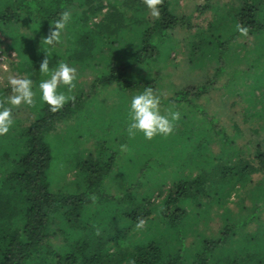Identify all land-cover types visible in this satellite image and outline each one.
I'll list each match as a JSON object with an SVG mask.
<instances>
[{
	"label": "trees",
	"instance_id": "1",
	"mask_svg": "<svg viewBox=\"0 0 264 264\" xmlns=\"http://www.w3.org/2000/svg\"><path fill=\"white\" fill-rule=\"evenodd\" d=\"M107 1L111 11L92 30L81 27L103 0H0V34L6 37L0 47L13 50L9 67L29 76L34 92L31 105L8 104V72L0 65V106L10 108L12 119L0 135V264H264V0H234L212 28L195 27L197 34H218L206 44L192 38L190 16L174 0H161L158 17L144 5L125 10L137 0H122L121 8ZM213 1L194 9L214 10ZM70 8L80 22L65 25L66 42L45 44L50 23ZM178 27L188 35L190 57L204 53V61L188 66L201 72L209 66L210 74L158 94L161 114L178 113L171 133L129 135L130 99L145 87L154 94L163 90L156 71L176 46ZM46 56L50 71L61 62L74 66L75 83L92 74L86 91L78 84L62 90L71 99L56 111L40 99L38 84L50 74L39 70ZM96 58L102 60L98 67ZM185 62L179 66L186 77ZM168 78V86L177 83ZM105 92L120 93L117 102L105 106ZM97 107L99 132L81 142L79 133L69 155L75 178L51 187L47 135L73 116L84 122L87 110ZM141 171L154 183H170L157 217H150L156 207L148 193L139 198L133 192L141 181H126ZM112 180L129 188L109 195ZM131 200L117 219L105 212ZM140 220L148 224L144 230L136 227Z\"/></svg>",
	"mask_w": 264,
	"mask_h": 264
},
{
	"label": "rangeland",
	"instance_id": "2",
	"mask_svg": "<svg viewBox=\"0 0 264 264\" xmlns=\"http://www.w3.org/2000/svg\"><path fill=\"white\" fill-rule=\"evenodd\" d=\"M112 3V1H110ZM120 2H122V0H115L113 1L114 6L116 5V7H120ZM174 2H176L175 6H178L177 9L179 10V12L183 15H189L190 16V22L193 25V32L194 33L192 38H197L198 40L202 41V42H211L215 40L216 35L218 36V34L216 35H212L210 33H199L197 34L195 32V27L200 26V27H204V29L206 30L207 27L208 29H210V27L212 28V22L218 18V20H221L222 17H219L220 14H224L230 7H232L231 4H234V0H214L212 6L214 7V10L216 9V14L214 15V10H208L203 12L202 14L198 13L197 11H195V6L196 5H200L202 4L203 0H174ZM144 2L143 0H137V2H135L132 7H129L128 9L126 8L125 10H132L133 8H137L140 6H143ZM75 8L79 7L78 2H76L73 5ZM145 6V5H144ZM74 9V8H73ZM72 8H70V13H71V19L70 21H68V27H71L73 22L71 20L73 19H77V22H80V16H77L78 13L74 12ZM145 12H146V7H145ZM111 11L109 2L107 0H103L102 2V7L99 8V10L97 12H95V16H91L90 18H86L83 22V27H81L82 29H95L96 26L98 24L101 23V21L103 22L104 20V16ZM218 11V12H217ZM128 13H131V11H128ZM149 13V10H148ZM77 16V17H76ZM126 16V15H124ZM119 20V19H118ZM117 20V21H118ZM119 22L122 23L121 20H119ZM88 27V28H86ZM124 27V25H123ZM80 28V29H81ZM125 28V27H124ZM226 29V27H224ZM103 29V28H102ZM98 30H101V28L99 27ZM105 31H107L106 29H104ZM125 30V29H124ZM70 32V30H68ZM180 31V32H179ZM65 33V30L62 31V34ZM128 33V31L126 32ZM126 33L124 32L123 36H126ZM201 35H203L204 37H206L204 40H202L203 36L201 37ZM63 35H61V40H60V44L61 42L64 40V42H66L65 37H62ZM67 36V35H65ZM73 36V35H72ZM221 36V35H220ZM223 37V36H222ZM0 40H6V37H4L2 34H0ZM69 38V36H68ZM176 46L174 45L171 48V51H168L169 53V58L167 59L168 61L165 63V65L163 64H159L161 66H159V69L156 71L157 76L163 77L162 80H160L159 84L163 85V90L159 91V92H155V94H163L166 95L167 93L165 92L164 89H175L178 85V82H182V84L184 83H188L189 81H192L193 79L196 78V80H199V78L203 77L204 78V74H206L207 70H209V68L211 67H207L206 72H201L199 70L198 67H195L196 64L195 63H200V61H204L203 56L204 53L200 52L199 50H197L194 55H192L190 57V55L188 54V47H187V39H188V35L187 34H183L182 30L178 27L176 29ZM191 38V39H192ZM63 42V44H64ZM183 42V43H182ZM5 43V42H4ZM58 43V44H59ZM201 43V42H200ZM205 43V44H206ZM237 44L235 43V41L232 43V46L235 47ZM59 46V45H58ZM65 46V45H64ZM60 48V46H59ZM61 50V49H60ZM62 54H64L66 56V53L63 51L61 52ZM16 60L15 54L13 52V50L11 48H3L2 45L0 47V65L2 68L5 69V67L9 70L10 69V62ZM95 60H98V58H96ZM186 61L185 62V67L187 68L190 72L189 74H183L182 72V68H180V64H182V61ZM10 61V62H9ZM99 62H97L95 64L96 67H98L102 61L101 59L98 60ZM188 61H190L193 65H195L194 67H189L188 66ZM178 66V68H177ZM183 66V64L181 65ZM189 67V68H188ZM11 68H13V70H9L12 71L14 74H17L19 76H24L23 75V71L20 70V72H17V68L18 67H13V65L11 66ZM172 73V78H168L169 73ZM208 74H210V71L207 72ZM183 74V75H182ZM200 74V75H198ZM190 75V76H188ZM193 75H196V77H191ZM92 78V74L88 73L87 75H85L84 78L79 79V82L75 83V80L73 82V87H77L78 85L83 86L84 87V91H86V87L89 80H91ZM170 79L172 82H177L175 85H172L174 87H172L171 85H167L166 82L167 79ZM206 79V77L204 78ZM4 84H7V80L3 81ZM4 84H2V86L4 87ZM78 84V85H77ZM77 85V86H75ZM67 88V86L65 85H58V91H62V90H68L65 89ZM157 89H159L156 86ZM13 94V93H11ZM120 94V93H117ZM115 93H109V92H105L102 96H100L101 100H104L105 102V106H109L112 103L117 102L118 96ZM139 94V93H136ZM128 95H130V92H128ZM132 95V93H131ZM134 95V94H133ZM207 102L208 105H210L213 100L210 97H207ZM159 106H162V103L160 102ZM104 107V103H100V108ZM99 107L96 108L95 111H91V110H87V113L89 115V119L85 120L84 122H80L78 121V118L74 117L72 119H69L67 121H61L59 124L56 125V129L51 132V135L49 136V134L47 135V142L50 144L51 148H52V153H53V162H52V166L50 167L48 174L50 175V178L52 180L51 182V187L53 185H56L57 187H65L68 185L69 182H71L74 178H75V169L71 168V164L70 162V152L73 151L74 149L77 148V146H74L76 143V137L79 134V141H83L86 137H93L95 136L98 132H99V127L101 126V121H97L99 117H94L95 114L99 113L100 114V110H98ZM170 109V108H169ZM106 110L104 109L103 112H105ZM171 111V110H170ZM172 112V111H171ZM169 113V111L167 112ZM167 113L165 115H167ZM80 119H84V114L78 113L77 114ZM23 116V115H21ZM67 140V142H63ZM93 140V139H91ZM141 150V149H140ZM143 150L139 151V153H142ZM69 156V157H68ZM58 157L60 159V161L58 160ZM58 160V161H57ZM60 162V163H59ZM163 167L159 166V169H162ZM167 170H171V169H167ZM164 170V171H167ZM137 175V174H136ZM138 177V178H137ZM137 177H130L129 179H127L126 181L128 182L129 180H131V184L134 183L137 179H139L141 181V184L137 187V188H133L134 189V194L139 197V196H143L142 194H147L148 196H150V201L152 202L153 206H155L156 208H153V210L151 211L150 217H157L158 214L156 212V210L158 209V207H160L159 201L161 200V198L163 197V195L166 193L167 188L170 186V183H166L164 179H159L157 180L155 183H157L158 181L160 182L158 186L155 185L154 181L150 179L151 177V173L149 172L148 174H145L143 171H141ZM168 179V178H167ZM54 180V182H53ZM147 182V183H146ZM55 183V184H54ZM120 183V182H118ZM117 182L113 181L110 182V186L107 187L108 190V194L109 195H115L117 193H125L127 190V188H129L126 185V182H124L125 184H118ZM132 189V190H133ZM232 196H234V194H231L230 199H233ZM124 199V196L122 197ZM140 198V197H139ZM134 199V198H133ZM131 204H127V202H120V204L117 205V207L115 208H107L106 209V213H110V218L111 219H117L115 217L120 216V213L123 211H127L129 210V208L131 206H133V200H131ZM108 219L109 222L111 219ZM120 219H118L117 223L120 222ZM142 220H140L136 225L140 224ZM143 222V221H142ZM145 224H147V222H143L142 226H141V230H144L145 228ZM137 227V226H136ZM147 227V226H146ZM140 228V227H139ZM133 229V228H132ZM131 231V228L129 227V232ZM156 231V229H155ZM125 239L126 240H130L131 238L128 235L127 230H125ZM189 261V260H188Z\"/></svg>",
	"mask_w": 264,
	"mask_h": 264
},
{
	"label": "clouds",
	"instance_id": "3",
	"mask_svg": "<svg viewBox=\"0 0 264 264\" xmlns=\"http://www.w3.org/2000/svg\"><path fill=\"white\" fill-rule=\"evenodd\" d=\"M146 9L153 17L160 15L158 5L161 0H143ZM71 13L67 10L59 15L50 23L49 34L44 37V43L54 46L61 40L62 31L70 20ZM237 31L244 33V29L237 26ZM48 55V49H45ZM39 70L42 73L49 74L48 78L39 82L40 99L49 105L52 111L61 108L66 100L62 91H58V85H65L67 88L73 87L76 78V68L68 63L61 62L50 71L47 56L39 64ZM4 71L8 72L6 77L7 86L10 88L12 95L8 96L7 103L12 106H18L21 103L31 105L33 103V81L25 75L19 76L9 71L6 67ZM160 97L155 95L151 88L145 87L144 91L131 97L128 105V132L133 135L135 132L143 134L145 139H152L155 135H168L173 130V121L178 118V113L172 112L170 115L161 114L159 111ZM12 124L11 110L9 107L0 106V135L8 132ZM141 221L137 227H141Z\"/></svg>",
	"mask_w": 264,
	"mask_h": 264
}]
</instances>
